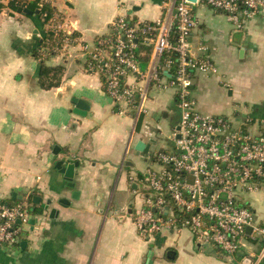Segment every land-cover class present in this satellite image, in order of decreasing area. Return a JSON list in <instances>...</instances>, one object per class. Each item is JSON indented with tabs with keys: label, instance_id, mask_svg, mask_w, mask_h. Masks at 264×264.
<instances>
[{
	"label": "crops",
	"instance_id": "1",
	"mask_svg": "<svg viewBox=\"0 0 264 264\" xmlns=\"http://www.w3.org/2000/svg\"><path fill=\"white\" fill-rule=\"evenodd\" d=\"M11 1L0 0V198L27 204L32 195L43 213L34 216L37 223L15 246H0V264H264L261 243L247 242L230 258L199 245L186 229L165 232L151 242L137 232L133 215L142 204L132 178L149 168L158 145L150 120L162 119L172 104L177 107L176 98L171 91L150 97L147 123L154 138H143L134 113L120 114L102 78L85 71L84 48L108 37L119 16L155 22L163 15L164 0H54L75 38L46 59L47 66L64 68L60 86L51 90L40 87V65L33 56L48 27L38 14H18ZM33 1L23 4L28 8ZM198 10L193 47L206 45L220 69L216 76L195 77L198 110L249 122L256 131L264 124V16L238 31L224 15ZM146 52H138L143 63ZM140 140L155 145L148 157L134 155ZM60 161L79 163L74 188L56 169ZM128 191L135 203L119 206L117 196ZM253 195L251 205L264 225V195ZM53 210L58 215L52 219Z\"/></svg>",
	"mask_w": 264,
	"mask_h": 264
},
{
	"label": "built area",
	"instance_id": "2",
	"mask_svg": "<svg viewBox=\"0 0 264 264\" xmlns=\"http://www.w3.org/2000/svg\"><path fill=\"white\" fill-rule=\"evenodd\" d=\"M195 7L224 15L238 31L264 16V0H164L163 15L155 22L119 16L108 37L85 46V71L102 78L120 114L134 113L135 128L142 120L143 138H154L147 123L151 94L171 91L176 98L181 119L170 138L172 147L153 154L149 168L132 178L142 204L133 215L138 234L151 242L186 229L199 245L234 258L247 242L264 246V225L246 198L264 186V124L254 131L249 122L198 110L195 77L216 76L220 69L206 45L193 47L200 25ZM52 28L65 33L69 45L73 32L63 20ZM140 44L151 48L145 70ZM31 219L25 202L11 205L0 198V246H15L16 225L29 231Z\"/></svg>",
	"mask_w": 264,
	"mask_h": 264
},
{
	"label": "trees",
	"instance_id": "3",
	"mask_svg": "<svg viewBox=\"0 0 264 264\" xmlns=\"http://www.w3.org/2000/svg\"><path fill=\"white\" fill-rule=\"evenodd\" d=\"M23 6V0H12L10 3L11 9L14 11H18V9ZM28 9L33 11L34 14H36L37 11H39L38 16L43 20V25L45 27H48L47 30H45V38L38 42V45L36 49L33 52V56L39 61L40 65V78H39V85L44 90H51L53 88H57L60 86L61 83V76L63 75L64 68L62 66L58 67H49L46 64V59L48 57L55 56L56 52L63 49L64 44L66 43V35L63 32H56L52 26L62 21L61 15L58 13L57 8L48 2V0H34L31 2L28 6ZM71 41L74 40L75 36L74 34L70 35L68 37ZM148 47H144L141 44L139 45V53L142 51H147V58H144V63L142 61V67L146 66V64L149 61V55L151 54V48L147 50ZM57 49V50H56ZM39 53L41 55H39ZM142 126V120H140L137 124V132L141 130ZM32 196V195H31ZM30 196L29 201L27 202V205L29 206V212L31 215L36 216L39 214L40 209L35 206L34 201L35 198ZM19 203V202H17ZM9 204H15V203H9ZM16 228L19 230L20 236L24 233L22 230H20L19 225H16Z\"/></svg>",
	"mask_w": 264,
	"mask_h": 264
},
{
	"label": "rangeland",
	"instance_id": "4",
	"mask_svg": "<svg viewBox=\"0 0 264 264\" xmlns=\"http://www.w3.org/2000/svg\"><path fill=\"white\" fill-rule=\"evenodd\" d=\"M198 9L199 8L195 7L196 12L199 11ZM224 18L226 19V17H224ZM66 45L67 44L65 43L64 46H66ZM39 55H41V54L39 53ZM71 62L76 64V61H74V60H71ZM157 95H158L157 93H152L150 97L154 99L157 97ZM168 113H169L168 118H162L159 121L150 120V124L153 126L155 133H157L156 135H158L157 136L158 145H157V148L155 150H153V152L155 154H159L160 152H163L164 150L168 151L170 149V147H172V144L170 142V138H172L175 128L180 123V119H181L180 111L175 105L172 104L169 107ZM148 121H149V119H148ZM136 140H137V137H135L134 142ZM134 161L136 162L138 169L142 170L144 168V165L142 166L143 163H141L140 159L136 158V159H134ZM259 194L261 196L264 195V187H262V189L258 192V195ZM253 196L254 195L251 194L250 196H247L246 198L252 199ZM116 203H118L119 206L134 204L135 203L134 193L132 191H128V192H125L124 194L118 195L116 198Z\"/></svg>",
	"mask_w": 264,
	"mask_h": 264
},
{
	"label": "water",
	"instance_id": "5",
	"mask_svg": "<svg viewBox=\"0 0 264 264\" xmlns=\"http://www.w3.org/2000/svg\"><path fill=\"white\" fill-rule=\"evenodd\" d=\"M190 2H193V3H196L197 0H189ZM18 14L22 15V16H33L34 15V12L29 10L27 7H26V4H23V6H21L19 9H18ZM36 14H39V11L36 12ZM79 108H81V105H79ZM163 118H168L169 117V114L168 113H165L162 115ZM161 117L158 116L157 119H160ZM152 146H155L154 143H149V144H146L145 142L143 141H138L136 142V144L134 145V155L137 156V157H148L149 154H150V151L152 149ZM57 149V147L55 148ZM54 154L55 155H59L60 152L58 151H54ZM130 166H133V164H129ZM79 167V163H68V162H65V161H60L56 164V169L64 175V179L66 182H68V186L71 187V188H74L75 185L73 183L74 179H75V176H76V171H77V168ZM62 204H65V201L62 200L61 201ZM36 204H39V200L38 202H36ZM50 205H51V202H48V204L45 206V210H49L50 208ZM43 213V211H40L39 214L41 215ZM58 212L56 210H53L51 212V218H55L58 214ZM57 214V215H56ZM19 223V222H18ZM37 223V220L36 219H31L30 221V224L32 225V227L35 226V224ZM251 229L249 228L248 229V232H250ZM27 246V243H23L22 244V248L24 249L25 247Z\"/></svg>",
	"mask_w": 264,
	"mask_h": 264
}]
</instances>
